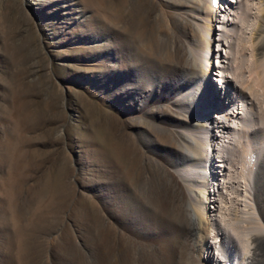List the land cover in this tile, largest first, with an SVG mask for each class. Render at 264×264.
<instances>
[{"label": "rangeland", "instance_id": "obj_1", "mask_svg": "<svg viewBox=\"0 0 264 264\" xmlns=\"http://www.w3.org/2000/svg\"><path fill=\"white\" fill-rule=\"evenodd\" d=\"M172 2L0 0V264L161 261L158 233L134 232L140 219L156 224L158 197L169 188L159 161L176 147L163 128L176 117L175 97L159 69L179 47L171 30L203 36L174 27ZM204 88L224 101L218 76ZM237 156L223 188L225 205L239 212L245 183ZM263 179L261 168L255 193L264 203ZM117 192L125 193L134 248L109 219ZM258 258L264 263V248Z\"/></svg>", "mask_w": 264, "mask_h": 264}, {"label": "bare ground", "instance_id": "obj_2", "mask_svg": "<svg viewBox=\"0 0 264 264\" xmlns=\"http://www.w3.org/2000/svg\"><path fill=\"white\" fill-rule=\"evenodd\" d=\"M172 1L174 27L184 23L202 30L203 36L190 40L185 32L176 37L170 31L179 47L159 69L165 82L171 81L167 97H175L176 117L171 128H163L176 147L159 161L169 188L158 197L156 224L140 219L134 232L158 233L161 261L152 264H264L258 258L264 248V203L255 193L258 169L264 174V0ZM244 29L247 37L241 35ZM243 42L246 50L240 48ZM212 75L218 76L224 101L205 92ZM213 110L223 113L221 120L215 114L209 117ZM237 155H242L245 183L239 212L225 205L228 192L223 188L232 179ZM122 193L111 196L109 219L134 248L136 239L128 229L132 218ZM111 232L103 234L108 244Z\"/></svg>", "mask_w": 264, "mask_h": 264}]
</instances>
